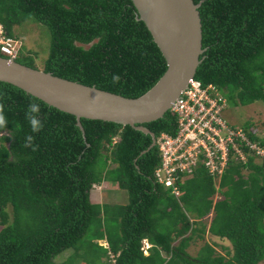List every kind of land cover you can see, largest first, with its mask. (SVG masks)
I'll return each instance as SVG.
<instances>
[{"label":"trees","instance_id":"1","mask_svg":"<svg viewBox=\"0 0 264 264\" xmlns=\"http://www.w3.org/2000/svg\"><path fill=\"white\" fill-rule=\"evenodd\" d=\"M198 11L204 50L194 77L217 85L228 102L264 103V0H202ZM136 14L131 0H0L7 36L17 38L13 28L25 21L47 27L44 71L125 97L143 94L166 69ZM15 60L37 68L28 54ZM0 97L8 118L0 129V264H54L65 250L71 254L60 264H86L91 257L110 264L108 249L98 243L103 238L116 264L264 262V160L230 161L214 203L213 180L199 168L179 185L177 199L153 177L159 155L150 134L87 118L80 119L82 132L74 115L2 81ZM33 100L45 125L40 133H31L25 119ZM143 126L156 137L176 131L169 110ZM243 128L264 145L254 127ZM27 134L38 151L23 147ZM102 178L124 189L128 202H92L91 184ZM206 234L227 239L232 253L217 252L203 240ZM197 241L192 256L187 248Z\"/></svg>","mask_w":264,"mask_h":264},{"label":"water","instance_id":"2","mask_svg":"<svg viewBox=\"0 0 264 264\" xmlns=\"http://www.w3.org/2000/svg\"><path fill=\"white\" fill-rule=\"evenodd\" d=\"M136 19L142 21L157 47L166 69L143 94L125 97L110 91L56 76L43 69L22 64L0 54V81L10 83L76 118L98 119L130 125L155 135L144 123L156 120L167 112L200 63L202 48L201 19L198 8L202 2L193 0H131ZM144 152V151H143Z\"/></svg>","mask_w":264,"mask_h":264},{"label":"built area","instance_id":"3","mask_svg":"<svg viewBox=\"0 0 264 264\" xmlns=\"http://www.w3.org/2000/svg\"><path fill=\"white\" fill-rule=\"evenodd\" d=\"M21 45V40L7 36L0 24V54L15 59ZM227 102L226 94L217 85L203 84L195 77L188 80L172 102L169 111L175 117L176 131L161 132L155 137L159 163L153 177L177 199L181 194L179 185L199 168L205 169L213 180L215 202L222 197L220 181L230 161L245 165L253 157L264 159V145L252 140L243 127L231 126L222 117ZM104 186L102 178L92 184V189L101 190ZM99 243L108 249L110 264H116L108 243L105 240ZM148 246L142 248L144 254Z\"/></svg>","mask_w":264,"mask_h":264},{"label":"rangeland","instance_id":"4","mask_svg":"<svg viewBox=\"0 0 264 264\" xmlns=\"http://www.w3.org/2000/svg\"><path fill=\"white\" fill-rule=\"evenodd\" d=\"M13 35L17 36L22 42L20 53L22 55H30L33 58L35 66L38 69H42L48 56L50 45V34L47 27L34 21H25L21 25L14 26ZM222 117L231 126L243 127L245 124H249V126L255 128L253 131L258 137L264 136V103L260 100L247 105H240L239 103L229 101L222 111ZM3 133L5 132L0 133V135ZM256 161L260 162V159L258 158ZM98 195L102 197L101 199L104 202L112 204H126L128 202L126 191L112 181H107V187L101 190ZM203 240L215 246L217 252L225 254L224 248H227L232 253L231 243L225 238H217L216 236L206 234ZM201 243V241L191 242L187 248L189 254L192 256L196 255ZM70 251L65 250L58 254L53 259L54 264L63 262L71 254ZM91 258L92 260L86 262V264H102L100 261L95 260L94 257ZM70 263L72 264V261ZM258 264H264V262L261 261Z\"/></svg>","mask_w":264,"mask_h":264},{"label":"clouds","instance_id":"5","mask_svg":"<svg viewBox=\"0 0 264 264\" xmlns=\"http://www.w3.org/2000/svg\"><path fill=\"white\" fill-rule=\"evenodd\" d=\"M6 57V56H5ZM8 58V57H7ZM15 60V59H14ZM113 83H118L119 82V76H117V75H114L113 76ZM2 100H3V97H0V129H3V128H6L7 127V124H8V118H7V116H6V114H5V105H4V103L2 102ZM40 112H41V107H40V104L39 103H37V102H35V100H33V101H31L30 103H29V105H28V108H27V110H26V112H25V119L28 121V123H29V126H30V129H31V133H40L42 130H43V128H44V121L40 118ZM156 137V136H155ZM35 136L34 135H32V134H27V135H25V137H24V141H23V147H25V148H31L32 149V151L33 152H35V151H38V149H39V145H37V144H35ZM260 159V161L261 160H264V159H261L260 157H253V159L256 161V159ZM102 180V179H101ZM101 180H99V181H96V182H100ZM96 182H93V183H96ZM92 183V184H93ZM103 183H104V185H106L105 186V188L107 187V181L103 178ZM92 184H91V189H90V194L92 195V193H97V194H99V192L101 191V190H103V189H105V188H103V189H101V190H97V189H92ZM96 190V191H95ZM95 191V192H94ZM100 196V195H99ZM212 201H213V199H212ZM214 203V202H213ZM102 204V203H101ZM212 212V214H213V209H211L210 210V212L209 213H211ZM209 213H208V215H207V217L206 218H211L210 216H209ZM218 238V237H217ZM106 241L107 242V240H106V238H103V239H100V240H98V243H99V241ZM108 243V242H107ZM100 244V243H99ZM146 244H148L149 246H150V244L148 243V241L146 240V239H143V241H142V247L141 248H143V247H145V245ZM101 245V244H100ZM103 246V245H102ZM148 246V247H149ZM104 247V246H103ZM147 247V248H148ZM147 250V249H146ZM142 251H143V249H142ZM144 253V252H143ZM148 253V252H147ZM56 258V257H55ZM54 258V259H55Z\"/></svg>","mask_w":264,"mask_h":264},{"label":"crops","instance_id":"6","mask_svg":"<svg viewBox=\"0 0 264 264\" xmlns=\"http://www.w3.org/2000/svg\"><path fill=\"white\" fill-rule=\"evenodd\" d=\"M90 198H91V201L94 203H98V204L104 203V201L101 199L102 197L99 196L97 193H93L90 196ZM106 203H109V202H106Z\"/></svg>","mask_w":264,"mask_h":264},{"label":"bare ground","instance_id":"7","mask_svg":"<svg viewBox=\"0 0 264 264\" xmlns=\"http://www.w3.org/2000/svg\"><path fill=\"white\" fill-rule=\"evenodd\" d=\"M19 39V38H18ZM21 54V53H20Z\"/></svg>","mask_w":264,"mask_h":264}]
</instances>
